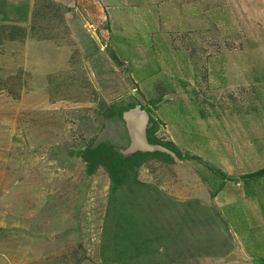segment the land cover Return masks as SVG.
<instances>
[{"label": "rangeland", "instance_id": "obj_1", "mask_svg": "<svg viewBox=\"0 0 264 264\" xmlns=\"http://www.w3.org/2000/svg\"><path fill=\"white\" fill-rule=\"evenodd\" d=\"M102 144L155 153L124 186L158 254L125 264H264V178L216 175L264 169V0H0V264H124Z\"/></svg>", "mask_w": 264, "mask_h": 264}, {"label": "trees", "instance_id": "obj_2", "mask_svg": "<svg viewBox=\"0 0 264 264\" xmlns=\"http://www.w3.org/2000/svg\"><path fill=\"white\" fill-rule=\"evenodd\" d=\"M120 108L121 107L119 106L118 109ZM128 109H130V106L123 108L124 111H127ZM150 123L154 124L153 128H155L154 121H150ZM151 132H153V130L149 129L147 133L150 142L152 138ZM108 151H110L109 144H102L96 149L91 151L89 150L86 153V159L91 164L89 173L93 174L94 167L96 168L98 167V165L104 164V166H106V169L111 174L112 181L116 184V186L114 187H116L117 189L115 190H118V188H120L121 186L126 189V201L131 200L130 204L132 205H128L127 202L122 203V209L120 212L121 215L117 217V221L116 219H111L112 223L116 222V225L120 224L122 227L118 226L119 228H116V231L114 232H111V229H109L106 242H110L111 244L113 243V246L109 247V249L107 247L108 250H106V252L108 254L106 255H112V258L114 257L119 263H132L136 259H139V261H142L143 263L144 258L158 254L159 247L155 243L156 240H154V234L151 233L153 232L154 227L149 226V229H145L144 226H141L137 221H135L133 217L134 215L132 214V210L134 211L135 209H137V206L140 204V198L137 196V189L139 190L141 188L130 185L124 186V184L126 181H128L127 178H129L127 174L133 173L136 168H139L141 166L143 161L148 160V158L154 156L155 153L153 154L138 152L136 154H133L129 158H123L122 156L117 155L114 152V154H112V151ZM106 155L107 157H109L105 160L104 158L106 157ZM111 155H115V157L112 158L110 157ZM177 155L181 160L187 159V155L183 156L182 152L180 151H177ZM216 175L221 177V179H223L225 182L230 181L236 183L242 180L245 184H250L264 178V169L253 174L245 175L242 177V179L239 180L229 177L228 175L221 173V171H216ZM128 219L130 223L128 222ZM174 234L176 233L174 232ZM176 235H174V238ZM166 238L168 240L169 238L171 239L169 240V242L171 241V245L172 243H174V238H171L170 235ZM110 243H108V246ZM153 258L154 257H152L151 259Z\"/></svg>", "mask_w": 264, "mask_h": 264}, {"label": "water", "instance_id": "obj_3", "mask_svg": "<svg viewBox=\"0 0 264 264\" xmlns=\"http://www.w3.org/2000/svg\"><path fill=\"white\" fill-rule=\"evenodd\" d=\"M140 110L137 111H130L126 117L128 119V122L130 124V129H131V134L133 138L135 139L134 134L132 133V128H131V120H134V122L140 123V127L138 129V132L140 134V138L142 140L143 146L140 149L141 151H150L152 148L149 146L147 140H146V127H147V120L143 119V116L140 113ZM145 115V114H144ZM137 148V147H136Z\"/></svg>", "mask_w": 264, "mask_h": 264}, {"label": "bare ground", "instance_id": "obj_4", "mask_svg": "<svg viewBox=\"0 0 264 264\" xmlns=\"http://www.w3.org/2000/svg\"><path fill=\"white\" fill-rule=\"evenodd\" d=\"M132 122V133L134 134L135 136V139H134V146L137 147V148H141L143 146V143H142V140L140 138V134L138 132V129L140 127V123L138 124V122H134V120H131Z\"/></svg>", "mask_w": 264, "mask_h": 264}]
</instances>
